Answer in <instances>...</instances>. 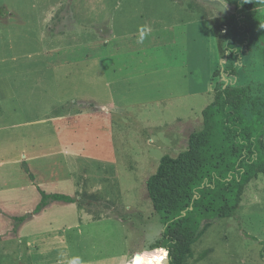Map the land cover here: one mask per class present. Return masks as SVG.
<instances>
[{
    "label": "rangeland",
    "instance_id": "rangeland-1",
    "mask_svg": "<svg viewBox=\"0 0 264 264\" xmlns=\"http://www.w3.org/2000/svg\"><path fill=\"white\" fill-rule=\"evenodd\" d=\"M223 3L0 0V80L13 96L0 101V264H64L62 252L160 264L147 179L185 150L215 88L264 81L259 50L224 74L235 11ZM249 16L260 49L264 3ZM141 28L150 34L139 44ZM37 187L77 201L31 215ZM184 264H264L263 175L233 218L202 224Z\"/></svg>",
    "mask_w": 264,
    "mask_h": 264
},
{
    "label": "trees",
    "instance_id": "trees-1",
    "mask_svg": "<svg viewBox=\"0 0 264 264\" xmlns=\"http://www.w3.org/2000/svg\"><path fill=\"white\" fill-rule=\"evenodd\" d=\"M263 3L264 0H227L235 11L228 22L232 34L226 50L232 64L224 69L228 78L237 75L233 63L250 49L249 15ZM257 39L262 44L259 53L264 64V27L257 29ZM201 117V126L188 136L185 150L176 157L164 156L146 181L148 198L163 226L160 238L151 246L164 253L160 264L166 257L168 264H184L201 234L202 224L233 218L245 187L259 175L264 176V82L215 88L213 100L202 110ZM37 191L41 201L31 215L52 203L77 201L65 195L46 194L38 187ZM85 204L92 207L96 203ZM31 215L15 221L22 223Z\"/></svg>",
    "mask_w": 264,
    "mask_h": 264
},
{
    "label": "crops",
    "instance_id": "crops-1",
    "mask_svg": "<svg viewBox=\"0 0 264 264\" xmlns=\"http://www.w3.org/2000/svg\"><path fill=\"white\" fill-rule=\"evenodd\" d=\"M233 8V7H232ZM257 40V38L255 39ZM251 41V40H250ZM261 44V43H260ZM251 45V44H250ZM252 46V45H251ZM262 46V44H261ZM259 42L257 44V42L253 43V47L252 49L250 48L247 52H244L245 55L250 52L251 50L252 51H258L259 49ZM261 48V47H260ZM244 55V54H243ZM242 55V57L239 59V61H236L233 63L235 69L237 70V75H238V68L243 65V60H244V56ZM261 60V59H260ZM245 63H248V58H246V60L244 61ZM262 64H263V61H260ZM236 75V76H237ZM230 79V78H229ZM228 79V80H229ZM261 81H257L255 83H260ZM264 82V81H263ZM255 83H252V84H255ZM12 95V89H11V83L9 80L7 79H2L0 80V101L4 100H9L11 99L10 97H13L11 96Z\"/></svg>",
    "mask_w": 264,
    "mask_h": 264
},
{
    "label": "clouds",
    "instance_id": "clouds-1",
    "mask_svg": "<svg viewBox=\"0 0 264 264\" xmlns=\"http://www.w3.org/2000/svg\"><path fill=\"white\" fill-rule=\"evenodd\" d=\"M226 5H227V0H224V3L221 5L222 9L226 8ZM149 34L150 33H149L148 29L141 28L139 30L137 43L142 44ZM60 255L63 258L64 264H86L84 258L79 256V255L68 256V254L66 252H62Z\"/></svg>",
    "mask_w": 264,
    "mask_h": 264
},
{
    "label": "water",
    "instance_id": "water-1",
    "mask_svg": "<svg viewBox=\"0 0 264 264\" xmlns=\"http://www.w3.org/2000/svg\"><path fill=\"white\" fill-rule=\"evenodd\" d=\"M155 250H158V249H152V250L149 251V253L154 252ZM164 264H168V259H167V257H166L165 260H164Z\"/></svg>",
    "mask_w": 264,
    "mask_h": 264
},
{
    "label": "bare ground",
    "instance_id": "bare-ground-1",
    "mask_svg": "<svg viewBox=\"0 0 264 264\" xmlns=\"http://www.w3.org/2000/svg\"><path fill=\"white\" fill-rule=\"evenodd\" d=\"M163 253V252H162ZM164 254V253H163ZM163 262V256H162V258L160 259V263H162Z\"/></svg>",
    "mask_w": 264,
    "mask_h": 264
}]
</instances>
